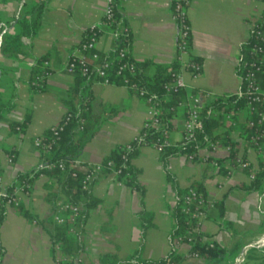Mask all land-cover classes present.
I'll list each match as a JSON object with an SVG mask.
<instances>
[{"label": "crops", "instance_id": "1", "mask_svg": "<svg viewBox=\"0 0 264 264\" xmlns=\"http://www.w3.org/2000/svg\"><path fill=\"white\" fill-rule=\"evenodd\" d=\"M36 1L0 0V43L3 35L15 29L22 5ZM44 1L36 35L21 38L15 57L0 52V98L12 105L0 120L2 189L11 185L19 173L35 170L44 163L34 139L57 124L66 111L63 100L74 81L66 64L71 55H82L78 45L86 28L100 22L107 7V0ZM170 2L123 0L120 5V14L130 30L129 54L136 61L151 62L145 69L147 76L155 73V66L169 67L174 63L176 26ZM263 12L264 2L258 0H190V52L201 63L202 70L196 79H187L184 94L196 90L203 95L202 104L237 94L241 87L237 73L239 51L250 38L251 23ZM101 29L95 49L105 53L114 44L111 30L105 25ZM44 55L48 57L46 65L51 72L45 78V89L36 91L30 85L32 69ZM91 92V112L104 117V121L77 159L75 167L81 171L84 165L100 163L112 149L130 142L142 129L146 117L144 99L124 85L95 81ZM185 109L183 105L174 108L168 130L170 142L177 143L182 136ZM26 114L30 119L25 130L11 132L9 122L21 121ZM217 114L220 111H215ZM222 116L224 120L217 132L228 131L237 157L248 161L257 171L264 151L258 152L241 131L249 116L248 108L236 111L231 122L230 115ZM5 149L15 151L12 162H8ZM159 155L155 147L143 145L131 159V164L140 170L138 181L145 189L144 208L152 214L153 223L146 230L141 257L157 260L171 251L170 237L175 226L172 207L178 198L174 186L184 190L197 183L210 203L201 221L202 233L213 237L221 246L236 248L235 258L248 248L241 264H264V244L249 247L264 237V184L261 188L247 189L251 184L248 172L233 164L222 148L213 152L208 145L201 147L191 163L185 154L170 157L168 170L174 182L166 177ZM215 161L219 166L212 163ZM90 190L100 203L89 211L80 236L83 247L78 256L80 262L99 264L104 254L119 259L128 257L139 245L138 192L119 182L113 173L94 174ZM58 202H65L58 180L41 174L33 181L30 194L21 195L17 207L4 208L0 223V264H55L60 250L58 245L53 247L49 231L56 223L53 206ZM220 202H223V215ZM63 215L66 217L68 213ZM69 235L76 237L73 231ZM188 250L186 243L176 247V253L182 257L178 264H209L202 257H187Z\"/></svg>", "mask_w": 264, "mask_h": 264}, {"label": "trees", "instance_id": "2", "mask_svg": "<svg viewBox=\"0 0 264 264\" xmlns=\"http://www.w3.org/2000/svg\"><path fill=\"white\" fill-rule=\"evenodd\" d=\"M121 2L122 0H112V18L110 23L106 25L111 31H120L123 27L128 28L126 20L120 14ZM44 6V0H37L31 5H22L16 20L15 29L7 32L2 37L0 43L1 54L10 58L15 57L19 52L21 38H32L36 35ZM129 39L130 30L128 28L127 34L123 33L114 40V45L110 51L101 53L95 48L81 49V45L85 41V38H83L78 45V50L84 57L86 68L85 70H82L81 63L79 61L75 62V67L71 71L74 76V81L69 86L66 98L63 100L66 106V111L63 113L60 121L55 125V131L57 133H54L51 126L40 135L44 143H50L48 152H45L41 147L35 146L37 150H39L42 158H44V163L35 170L19 173L16 180L5 188L6 192H10L16 184L21 182H30L32 185L33 181L39 175L46 174L50 178L58 180L60 191L65 197V202L76 205L80 208L72 223H54L53 228L49 231L53 247L58 245L60 256L63 257L56 260L55 264H82L76 262L79 253L83 249L80 236L83 233L89 211L100 203V199L95 197L90 190L91 178L96 173H111L113 170H119L116 174V179L119 182L127 185L139 194V203L141 207L137 213V217L140 221L139 245L131 255L124 259H119L111 254H104L99 258V264H178L179 260L182 258L176 253V248L174 247H171V251L165 257L157 260H148L141 257L146 230L153 225L152 214L144 208L143 198L145 189L138 181L140 170L131 164V159L136 155L138 148L143 146L142 142H132L134 149L131 151H127L124 145L112 149L100 162L102 169L100 171H95L92 174L85 187H83L85 172L74 167V163L79 158L83 146L93 137L101 123L104 121V117L93 115L90 109L93 98L91 85L95 81H103V78L96 73L94 67L96 64L108 61L109 66L105 73L109 83L123 85V79L128 78L130 81L138 83V85L145 86L150 91L158 92L163 95L160 117L164 125L160 130L150 129L146 132L143 140L148 143H152L158 138H162L163 130H169L170 118L174 108L188 96L184 94L185 91L164 95L162 90V84L169 79V70L175 68L177 66L176 63L171 64L169 67L155 66V73L152 76H147L145 74V69L151 65V62L148 60L136 61L132 58L135 63V70L133 73L124 70L120 74H117L119 65L125 61L124 57H118V49L121 46L128 45ZM251 44L252 36L250 35V38L241 46L240 51L247 56ZM94 55L96 57H94ZM47 59L48 57L44 55L36 60V64L32 69V77L30 79V85L33 90L42 91L45 89V78L51 72V69L46 65ZM237 73L240 78L244 75V69L240 64L237 65ZM42 75L45 78L40 81L39 77ZM259 78H261L260 82L264 83L262 75H259ZM130 90L135 92L132 89ZM192 93L196 94L197 91L194 90ZM184 95L185 97L183 99ZM245 107L247 108L245 100L237 94L225 98L217 97L202 104L199 109L200 125L196 130V141L189 142L185 145L179 144V141L177 143L169 141L170 143L165 145L159 152V160L166 177L174 182V176L168 170V160L170 157L191 153H194L196 157L197 150L208 145V141L218 140L223 146H230L231 150L229 157L232 158L236 154L234 141L229 137L228 131L219 133L217 132V129H219L221 122L223 123L222 119L224 120V118L222 115H230L229 121L231 122L234 118V113ZM11 109L12 105L4 102L0 98V120H2ZM215 111H220V114L215 115ZM250 115L251 114H249L246 122L241 127L242 134H244L243 136L246 140H249L250 135L256 133L264 135V123H257L256 114ZM29 119V114H26L21 121H10V131L14 133L23 132ZM250 119L254 122L253 127H248L247 125V122ZM5 151L7 152V155L12 156L13 159L15 158V151L13 149H5ZM109 162H111V165ZM59 163H62L63 168L58 166ZM263 184L264 158L259 162V168L255 171L254 179L251 180V184L247 189L261 188ZM190 187L201 192L200 185L197 183L191 184ZM174 188L178 194V198L176 204L172 207L175 226L172 230L170 240L175 236L184 235L188 231L185 215L180 212L179 207L181 197L186 192L187 188L184 190H179L176 186H174ZM53 207L55 209V205ZM219 208L220 214L223 215V202L219 203ZM3 212L4 208L1 209L0 220L3 218ZM26 215L32 217L28 213H26ZM72 231L76 234L75 239L69 235ZM201 234L204 233L201 232ZM204 235L208 236L207 234ZM191 249L192 251L197 252L199 257L206 259L209 264H219L224 259H227V264H234L236 259L235 254L237 253V249L234 247L229 249L227 246H221L217 243L213 247H208L207 245L198 242V240L194 242Z\"/></svg>", "mask_w": 264, "mask_h": 264}, {"label": "built area", "instance_id": "3", "mask_svg": "<svg viewBox=\"0 0 264 264\" xmlns=\"http://www.w3.org/2000/svg\"><path fill=\"white\" fill-rule=\"evenodd\" d=\"M123 1V0H122ZM264 2V0H258ZM190 5V0H171V16L176 26L175 40H174V63H176L175 68L169 70V79L162 84V90L165 94L179 93L185 91L187 87V79H196L202 70L201 63L191 56V24L188 16V8ZM112 18V0H107V7L103 14L100 22L90 24L84 33L83 38L85 41L81 45V49H92L95 48L96 42L102 32L101 25H108ZM128 28L123 27L119 30L111 31V36L114 40L121 35L127 34ZM251 36L252 44L249 47L247 56L239 51L238 64L244 69V75L241 77V87L237 92V95L242 97L248 108L249 114H256L257 123H264V83L260 82L259 75L264 78V12L257 16L255 20L251 23ZM94 57H96L94 55ZM118 57L125 58L118 69L117 74L122 71L127 70L132 72L135 70V63L132 56L129 54L128 45L121 46L118 49ZM79 61L81 63L82 70H85V60L84 57L71 55L66 64V69L71 73L72 69L75 67V62ZM109 63L105 61L103 63L96 64L94 67L98 76L103 78V82L109 83L106 77V69ZM45 78L43 75L39 77L42 81ZM123 85L129 89L135 91L136 95L143 98L146 103V117L143 122L142 129L140 132L128 143L124 144L127 151L134 149L132 142H142L143 145H151L155 147L158 152L162 148L169 144L168 131H162V138H158L152 143H148L143 140L144 135L150 129L160 130L163 127V122L160 117L163 95L158 92H153L148 90L145 86L138 85L136 82L130 81L128 78L123 79ZM200 94H189L179 105L185 106L184 115V129L182 136L179 140V144L185 145L189 142L196 141V130L200 125L199 109L202 105L200 103ZM203 96V95H202ZM250 115V116H251ZM56 125V124H55ZM55 125L52 129L55 131ZM248 127H253V120H248ZM244 135V134H243ZM246 136V135H245ZM252 146L258 151H264V135L256 133L249 136L248 140ZM208 148L210 151H218L219 148L224 149L228 154H230V146H221L218 141H208ZM34 145L36 147H41L45 152H48L50 148V143H44L42 137H36L34 139ZM195 154H187L186 158L189 163L194 161ZM8 162L13 161V157L7 155ZM77 160L74 163V167ZM232 162L236 166L246 170L248 172L249 178L254 179L255 171L251 167V164L243 160L235 154L232 157ZM215 166L219 164L215 161L212 162ZM111 165V162H109ZM58 166L63 168L62 163ZM85 172V178L83 180V187L86 186L87 181L91 178L95 171H100L102 169L101 163L88 164L83 166ZM119 170H113L111 173L117 174ZM1 181V178H0ZM30 182H21L16 184L10 192H6L5 189L0 188V212L1 209L7 206L17 207L20 202L21 195H29L31 192ZM210 205L209 201L202 192L197 191L193 187H187L186 192L182 195L181 201L179 203L180 212L185 215L186 224L188 231L184 235L175 236L170 240L171 247H178L182 243H186L189 246V250L186 254L187 257L200 258L197 252L192 251L191 247L196 240L201 244H205L208 247H213L216 241L211 236H206L201 234V221L206 217L207 207ZM80 208L76 205H72L68 202H58L55 204V222L57 224L72 223L74 218L77 216ZM63 213H68L65 217ZM1 223V220H0ZM264 244V240L254 242L252 245ZM248 248L243 249V253L240 257H236L235 264H241L244 260ZM63 257L56 256L55 260H59ZM77 263H81L79 258L76 259Z\"/></svg>", "mask_w": 264, "mask_h": 264}, {"label": "water", "instance_id": "4", "mask_svg": "<svg viewBox=\"0 0 264 264\" xmlns=\"http://www.w3.org/2000/svg\"><path fill=\"white\" fill-rule=\"evenodd\" d=\"M0 75H1V70H0ZM202 102H203V96H202V94H200V103H202ZM262 239L264 240V237ZM252 246L253 245H250L249 247H252ZM242 253H243V251L241 252V254L238 257H240L242 255Z\"/></svg>", "mask_w": 264, "mask_h": 264}, {"label": "rangeland", "instance_id": "5", "mask_svg": "<svg viewBox=\"0 0 264 264\" xmlns=\"http://www.w3.org/2000/svg\"><path fill=\"white\" fill-rule=\"evenodd\" d=\"M227 263V259H224L221 263L219 264H226Z\"/></svg>", "mask_w": 264, "mask_h": 264}]
</instances>
